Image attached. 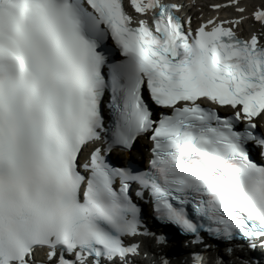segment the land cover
Listing matches in <instances>:
<instances>
[{"label":"snow or ice","instance_id":"1","mask_svg":"<svg viewBox=\"0 0 264 264\" xmlns=\"http://www.w3.org/2000/svg\"><path fill=\"white\" fill-rule=\"evenodd\" d=\"M128 6L0 0V264H171L177 234L187 264H258L264 0L195 28L181 3ZM141 137L146 164L113 156Z\"/></svg>","mask_w":264,"mask_h":264},{"label":"bare ground","instance_id":"2","mask_svg":"<svg viewBox=\"0 0 264 264\" xmlns=\"http://www.w3.org/2000/svg\"><path fill=\"white\" fill-rule=\"evenodd\" d=\"M200 1H202V0H181V4H183L185 6L184 8H186L191 3H198ZM205 1L210 2V3H208V5L213 4V3H224L225 2V0H205ZM244 3L248 6L249 11H251L254 7L259 6V4L261 3V0H244ZM223 11L224 12H220L222 14L219 16L220 18H229V17L235 15V13L233 12V10L231 8L224 9ZM214 14H215V12L211 11L209 7H206L204 9H202V11H199L198 13L193 12L192 18L195 20L197 15H199L200 17H202L201 19H205V18L212 17ZM255 28H258V26L251 23V22L245 23L244 24L245 31H244L243 35H245V36L248 35V33ZM143 143H145L144 140H141L139 143H137V149L140 150L142 148ZM174 245L175 244L172 243L170 245V246H172V248L171 247L168 248V252H169L168 259L170 260L171 264H179L178 260H176V258H175V253L178 250L175 248L176 246H174ZM142 253H144V252L142 251L141 255H142ZM141 255L139 257L140 259L138 260L140 262V264H153L154 257L151 258V256H148L146 260H144V259L142 260ZM259 264H264V263H259Z\"/></svg>","mask_w":264,"mask_h":264}]
</instances>
